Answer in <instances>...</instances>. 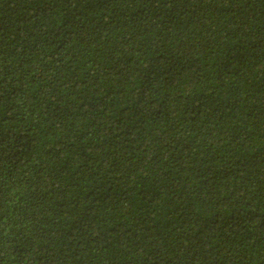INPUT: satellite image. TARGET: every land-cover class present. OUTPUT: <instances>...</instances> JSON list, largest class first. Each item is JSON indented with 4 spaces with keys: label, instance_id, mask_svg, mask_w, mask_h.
I'll return each mask as SVG.
<instances>
[{
    "label": "trees",
    "instance_id": "1",
    "mask_svg": "<svg viewBox=\"0 0 264 264\" xmlns=\"http://www.w3.org/2000/svg\"><path fill=\"white\" fill-rule=\"evenodd\" d=\"M0 264H264V0H0Z\"/></svg>",
    "mask_w": 264,
    "mask_h": 264
}]
</instances>
